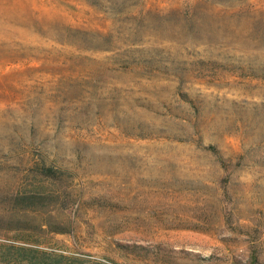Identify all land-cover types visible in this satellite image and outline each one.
Wrapping results in <instances>:
<instances>
[{"label": "rangeland", "instance_id": "374dc122", "mask_svg": "<svg viewBox=\"0 0 264 264\" xmlns=\"http://www.w3.org/2000/svg\"><path fill=\"white\" fill-rule=\"evenodd\" d=\"M0 264H264V0H0Z\"/></svg>", "mask_w": 264, "mask_h": 264}]
</instances>
